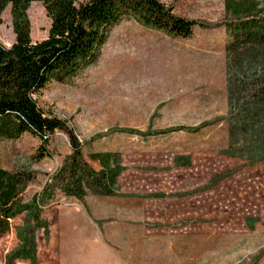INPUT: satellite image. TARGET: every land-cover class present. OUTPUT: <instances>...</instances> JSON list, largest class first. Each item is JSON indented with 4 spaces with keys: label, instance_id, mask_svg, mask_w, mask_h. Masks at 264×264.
Segmentation results:
<instances>
[{
    "label": "rangeland",
    "instance_id": "1",
    "mask_svg": "<svg viewBox=\"0 0 264 264\" xmlns=\"http://www.w3.org/2000/svg\"><path fill=\"white\" fill-rule=\"evenodd\" d=\"M162 1L208 25L180 38L126 18L93 65L36 94L46 115L74 131L84 162L105 172L109 194L83 183L80 198L57 177L72 153L66 132L50 136L41 158L37 136L0 137L1 188L15 172L32 176L0 236V264H264V161L249 165L222 152L225 0ZM28 16L31 39H44L50 19L42 3H31ZM13 41L6 8L0 42ZM183 154L191 165L175 167ZM116 164L123 169L110 171ZM24 244L34 260L18 257Z\"/></svg>",
    "mask_w": 264,
    "mask_h": 264
},
{
    "label": "trees",
    "instance_id": "2",
    "mask_svg": "<svg viewBox=\"0 0 264 264\" xmlns=\"http://www.w3.org/2000/svg\"><path fill=\"white\" fill-rule=\"evenodd\" d=\"M33 2H41L50 19L47 36L39 41L30 35L28 9ZM225 3L230 18L225 25L227 113L223 118L228 144L222 152L252 165L264 161V4L261 0ZM6 8L14 41L10 46L0 42V137L37 136L42 145L35 156L41 158L49 153L50 136L56 130L66 132L72 153L57 177L80 198L83 183L99 185L109 194L101 178L105 172L96 173L84 162L74 131L63 120L46 115L36 94L50 82H67L93 65L109 30L126 18L135 17L146 27L180 38L191 37L195 25L208 24L174 13L173 6L162 0H0V21ZM120 131L143 138L153 135L149 130ZM104 156L94 157L105 163ZM122 169L116 164L110 171ZM31 179V173L23 169L12 174L8 186H0V236L18 213L19 193ZM17 253L34 260L33 246L24 244Z\"/></svg>",
    "mask_w": 264,
    "mask_h": 264
},
{
    "label": "crops",
    "instance_id": "3",
    "mask_svg": "<svg viewBox=\"0 0 264 264\" xmlns=\"http://www.w3.org/2000/svg\"><path fill=\"white\" fill-rule=\"evenodd\" d=\"M189 162H190V165H191V157L189 155H186V154L177 155V159H176L177 166L174 165V161H173V165L175 167H177V168H183V167H188V166H185V165L188 164Z\"/></svg>",
    "mask_w": 264,
    "mask_h": 264
}]
</instances>
